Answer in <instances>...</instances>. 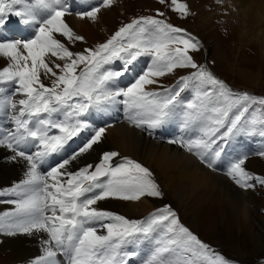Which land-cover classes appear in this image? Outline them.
I'll return each mask as SVG.
<instances>
[{"label": "snow or ice", "instance_id": "snow-or-ice-1", "mask_svg": "<svg viewBox=\"0 0 264 264\" xmlns=\"http://www.w3.org/2000/svg\"><path fill=\"white\" fill-rule=\"evenodd\" d=\"M101 2L108 7L113 0ZM159 2L163 4L166 0ZM171 3L174 11L188 14L187 4L178 0ZM99 12L100 7H95L80 15L95 20ZM66 14L65 0L27 3L0 0V33L10 17L18 18L23 26L35 28L31 39H0V56L11 61L10 66L0 69V83H15L14 93L5 94L0 88V115L14 125L0 129V148L12 153L6 158L8 161L23 160L27 164L25 179L0 189V197L17 198L7 201L15 205V211L0 215V234L10 237L46 234L41 240L43 255L32 264H197L199 260L206 264H232L185 227L176 212L168 207L145 221L128 220L93 207L108 199L162 198V191L151 179V171L140 163L125 158L113 166L112 160L119 153L105 152L98 165H86L75 172L69 171L68 165L93 151L105 136L106 128L111 126L93 128L83 117L90 110L107 111L106 106L120 102L117 98L123 97L122 102L136 110L135 115H129V122L141 130L145 126L147 130L161 127L177 107L187 109L183 113L185 126L194 120L207 121L200 138L173 139L168 143L186 148L215 171L216 161L230 139L250 135L264 139V119H245L250 105L264 106V98L234 93L189 54L200 49L195 37L151 17L121 27L98 50L74 53L53 35L58 33L69 41H83L65 23ZM142 55L153 58L151 67L126 89L110 90V82L125 75ZM46 57L64 63L46 60ZM114 59L122 61L121 69H104ZM82 64L85 67L77 74ZM177 68L195 71L182 77L177 88L167 89L166 94L145 90L147 85L157 83L155 78ZM41 72L54 78L51 87L41 82ZM190 86L195 98L185 104L181 93ZM16 95L23 98L17 100ZM82 132H90L84 143L65 154L69 142ZM30 142H35L34 152L26 150ZM53 155L61 159L47 173L40 171V166ZM259 155L264 156V151ZM247 159V155L239 156L227 175L244 190H254L256 184L264 187V176L252 174L244 167ZM101 229H106V234H100ZM147 242H153L154 247L143 257L137 248ZM58 253L66 260H58Z\"/></svg>", "mask_w": 264, "mask_h": 264}, {"label": "bare ground", "instance_id": "bare-ground-1", "mask_svg": "<svg viewBox=\"0 0 264 264\" xmlns=\"http://www.w3.org/2000/svg\"><path fill=\"white\" fill-rule=\"evenodd\" d=\"M28 1L29 0H25V3ZM190 1H192V8L198 12L201 9L202 2L195 1L199 4L196 5L194 0ZM222 1L225 10L234 11V14L232 15L233 17H236L237 13H239L244 19L242 26L244 35L247 37L250 36L251 40H254L255 38L253 43L257 42L260 46V53L262 54V58H264V0ZM116 18H118V16L114 9L102 6L95 20L88 17H76L70 12L66 14L63 19L71 29H75L76 25L80 23V27L83 29V37L89 42L94 43L103 36V28L111 26ZM11 23L12 22L9 21L7 25L11 26V29H14V26ZM18 23L17 18L15 29L18 34L23 35V28L21 24ZM7 25L5 30L0 33V39L4 41L14 39L12 33L7 30ZM29 30L30 35L26 40L33 38L35 33V28L33 26H30ZM253 35L255 37H253ZM58 37L55 36L56 39H58ZM242 37L243 35L240 36V42ZM222 43L218 45L215 44L213 61L215 65L219 67L225 65L226 68L230 69L229 55L227 54L226 48L222 46ZM236 47L237 44H235L234 48H229V53L233 54V52H237L238 50ZM189 54L193 56L192 53ZM49 59L55 60L56 63L61 65L64 63V61L56 60L54 57H46V60ZM152 60L148 61V65L146 64L147 68L151 67ZM238 60L239 62L241 61L240 59ZM143 62L144 60L142 59V61L139 62V65L143 64ZM239 62L235 70L233 67L236 77L244 82V88L254 89L259 85L260 80H262L264 59L258 61L255 65H250L249 63V66H244ZM10 64L11 61L7 57L0 56V69L8 67ZM6 83H9V85L4 89L5 94L14 93L15 83ZM146 87L153 88L149 85ZM17 96L18 95H16L15 98ZM120 99L122 101L124 100L123 97ZM106 107L111 111L96 112L95 110H90V113L86 117H83L90 122L93 128L111 125L106 128L105 136L100 142L101 147L97 144V147H94L93 151L80 156L85 162L96 161L99 151L102 149L107 150L108 148L118 150L124 157H134L138 159L141 164L146 165L157 174L163 188L173 196L174 200L177 201L183 210L186 220L188 218L190 219V221L188 220V223L192 225V228L196 232L199 233V230L203 229H199V226L206 218H210L211 220L213 218V224L217 225L218 223L220 224V222H224L225 217H228V220H230L231 223H234L233 226H235L234 232L231 236H228L229 238H236L238 241H241L243 237H246V239H249L252 243L255 251H260L264 248V220H258L253 217L255 209L260 208V202L255 198L251 189H241L227 175L230 165L236 159L227 158L226 155L238 158L244 151L247 150L251 152V150L256 149L258 144H256L257 141L255 136L249 137L247 140L240 137L233 140L232 147L225 149L224 154H222V156L216 161V170L214 171L201 163L200 159L196 155L187 151L186 148H182L179 144L168 143L169 140L173 139H183L187 141L200 138L202 136V129L205 127L207 121L196 120L199 122L195 125L194 129L192 128L195 133L194 136L191 135L193 133L192 131L189 132L187 130H183L181 134H174L172 129L167 126L163 127L162 135L161 133H155L153 135V130H147L146 126L145 130H141L129 122V115H135L136 110L129 109L123 102L122 104L116 103ZM185 111H187V109L182 107H177L175 109V116L179 118L181 121L180 123L184 122L183 113ZM168 132L172 134L171 138L167 136ZM89 134L90 132H88V135ZM28 150L29 152L35 151L34 143ZM73 150L75 149L72 145L66 149L65 154ZM6 155H12V153L6 148H0V159ZM208 155H211V153L209 152ZM251 167L257 169L252 164ZM221 168L223 169L222 172L220 170ZM13 170H18L16 164H8L5 162L0 164V186L6 185L9 179L15 176L11 174ZM257 170L263 172L260 168ZM107 207L109 211L121 212L129 217H141L156 208L155 203L148 200L145 196L139 201H131L126 204L110 202ZM252 223L257 226L255 227V232L249 227ZM96 226L98 227L99 225ZM205 229L206 228H204V230ZM3 236L4 245H21V240H23V238L20 237L12 238L6 235ZM234 249H239V246L234 247ZM24 251L25 255L28 250L25 248ZM236 252H239V250ZM57 259L61 261L60 258L57 257Z\"/></svg>", "mask_w": 264, "mask_h": 264}, {"label": "rangeland", "instance_id": "rangeland-1", "mask_svg": "<svg viewBox=\"0 0 264 264\" xmlns=\"http://www.w3.org/2000/svg\"><path fill=\"white\" fill-rule=\"evenodd\" d=\"M195 1L202 2L201 9L198 12L197 10L192 8V1L178 0L179 3H184L187 4L188 6V14L182 15L179 11L173 10L175 6L172 5L171 0H166V2L163 4H161L159 0H113L112 5L108 6V8L114 9V11H116L118 18L114 20L115 23L114 21L112 22L111 26L103 28L102 37L104 38L101 37L94 43L89 42L82 35L83 29L80 27V23H78L75 29L72 30L76 35L83 37V41H69L66 37H63L61 35H59V37L62 43H64L69 48L70 51L74 53H83L85 49L98 50L99 46L101 44L107 43V41L111 39L115 35V33L119 31L121 27H124L135 20H139L141 18H149V17L158 18V19L161 18L162 20H164L165 23L168 24L172 23L171 25H173L174 27L181 28L185 32L189 33L190 36L195 37V39L200 44L201 51H197V52L190 51L189 53L193 54L195 61L199 65L202 62V55H204V52H207L208 60L212 66L215 77L223 78L224 80L222 79L220 80L227 85L236 86L240 89H246L243 87L245 86L244 82L236 77V73L233 71V67L235 70L239 62L238 59L241 60L239 63L244 66L245 65L249 66V63L250 65L252 64L255 65L258 61L264 59L262 58V54L260 53V46L257 44V42L256 43L254 42L255 44L253 43V41H255V38L254 40H251L250 36L247 37L244 35L242 31L244 19L241 17L239 13H237L236 17H233L232 15L234 14L233 13L234 11L225 10L222 0H194V3L196 5H199L198 2ZM158 13H163V15H158ZM242 35L243 37L241 38V42H240V36ZM253 37L255 36L253 35ZM220 43H222V46L226 48L227 54L229 55L228 58L230 60V69L226 68L225 65L219 67L215 65L213 61V51L215 48V44L218 45ZM235 44H237L236 48L238 51L235 53L233 52V54L229 53V48L231 47L234 48ZM81 46L84 48H82ZM203 47H205L207 51H204ZM84 67L85 65L83 64L80 65L79 68L77 69V74H79ZM193 70L194 69H189V68H177L172 73L155 78L157 80V83L149 86H152L153 88L157 87L160 90L166 92L165 87L171 86L177 78ZM53 79L54 78L47 75L41 76V82L44 83L45 86L47 87L52 86ZM8 85L9 83L8 84L1 83L0 87L5 89V87H7ZM146 88L152 89L149 87ZM247 90L248 91L244 93L255 96L257 98H264V71H263L262 80H260L259 85L256 86L254 89H247ZM20 98L23 97L20 95L16 97L17 100ZM259 114L262 118H264V106L257 104L254 107L253 111H251L248 115H245V119L248 121H252L253 118L258 119L259 117L256 115ZM87 137H88V132H85L84 138H82L80 135L75 137V140L73 142H69V147L73 145L74 149L79 148L80 145L83 143L84 139H87ZM255 137L257 140L258 137L257 136ZM99 145L101 147L100 143L98 144V146ZM94 147L97 146L95 145ZM105 152L119 153V155L114 157L112 160L114 161L113 166H118L120 163L124 161L123 159L124 156H122V154H120L118 150L109 149V148L107 150L105 149L100 150L97 155L98 159L102 161V156ZM245 152L246 151H244L243 153ZM131 160L141 164V162L134 157H132ZM3 162L4 161H2L1 158L0 164ZM18 162H10V161L5 162L8 164L11 163L16 164V167L18 169V170H13L11 172V174L15 176L9 179L6 185L8 184L13 185L15 183H20L23 179L26 178L27 165L21 162L20 160ZM89 164L90 162H85V160L82 159V157H79L76 161H73L70 165H68V170L69 171H72L73 169L79 170ZM251 164L254 165V167L257 169L259 168L262 169L264 172V156L253 157V158L249 157L244 165V167L250 173L259 176H264V173L262 171H258L257 169L252 168ZM141 165L144 166V164ZM154 174L155 175L152 174L151 179L159 186L160 190L163 193V196L162 198L149 197V196H145V197L148 198V200L153 201V203H155V207H156L155 209H164L168 207L172 211L176 212L180 222L185 227H187L201 241L208 244L211 249L215 250L216 253L223 255L225 258L230 260L232 264H264V248L261 249L260 251H255L252 243L249 241V239L247 240L246 237L245 238L243 237L241 241H238L236 238L228 237L233 234L235 229V226H233L234 223H231L230 220H228V217H225L224 222L222 223L220 222V224L218 223L217 225L213 224L214 222L213 218L212 220L210 218L209 219L206 218L207 221L206 219L203 220L202 224L199 226V229L200 228L203 229H200L199 233L196 232L192 228V225L188 223V220L190 221V219L188 218L186 220V217L183 214V210L181 209L177 201L174 200L173 196L163 188L160 180L158 179L159 177H157V174L155 172ZM251 191L253 192L255 198L261 204L259 209L258 208L255 209L253 217L257 218L258 220H264L263 218L264 217V187L260 186L259 184H256L255 189L254 190L251 189ZM110 202L126 204V203H130L131 201L108 199L104 201H99L97 205L96 206L94 205L93 207L102 210H108L107 205H109ZM12 207L15 208V205L13 204ZM115 213L120 214L121 216L125 217L128 220H138V221H145L152 216L148 214V215H142L141 217H137V216L129 217V216H125L121 212H115ZM249 227L252 228V231L254 232L256 231L255 227L257 226L255 224L252 223L249 225ZM204 228H206L207 230L206 229L204 230ZM20 238H23V240H21L22 247L20 244L4 245V243H2L1 245V240H0V245H1L0 264H15L21 261L22 264H32V261L38 259L43 255V251H42L43 246L41 244V240L43 238H46V234L36 233L33 234L32 236L20 235ZM238 246L239 249H234V247H238ZM8 247L12 249L9 251L7 249ZM23 248L24 249L26 248L28 250V252L25 255H24L25 251ZM238 250L239 252H236ZM197 264H206V262L203 260H199L197 261Z\"/></svg>", "mask_w": 264, "mask_h": 264}]
</instances>
